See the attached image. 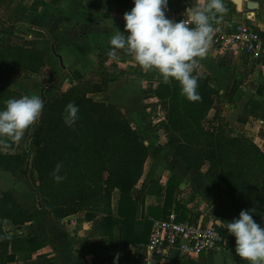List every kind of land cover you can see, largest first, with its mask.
Listing matches in <instances>:
<instances>
[{
  "label": "crops",
  "instance_id": "obj_1",
  "mask_svg": "<svg viewBox=\"0 0 264 264\" xmlns=\"http://www.w3.org/2000/svg\"><path fill=\"white\" fill-rule=\"evenodd\" d=\"M248 1L257 2L258 7L248 8ZM205 3L169 0L166 15L179 22L190 16L191 8ZM226 5L228 12L215 27L246 21L261 33V51L257 55L244 50L211 51V42L209 54L198 60L195 70L208 75L218 90L211 118L225 122L231 132L250 138L264 151V0H243L241 6L226 0ZM133 7L132 0H10L0 13V28L8 27L11 41L21 39L46 52L43 73L17 70L13 74L9 84L16 91L40 95L47 101L84 80L100 85L93 97L118 106L135 128L148 132L152 120V151L149 149L144 174L132 191L134 198L141 190L145 192L137 205L133 234L140 243L133 238L127 255L128 231L119 215L120 190L114 191L112 200L114 244L118 248L107 252L92 249L94 244L110 242L105 214L96 213L89 220L83 211L58 219L37 196L33 189L38 176L32 164L38 120L35 122L24 139L16 142L23 155L18 173L0 167V197L10 192L33 215L30 224H4L14 256L9 264H247L236 255L235 237L224 227L238 218L239 212L209 180L206 168L195 169L182 162L167 145L162 132L164 119L152 93L157 71L142 70L124 50H118V60L108 55L111 35L115 28L124 31L123 16ZM171 186L175 187L170 191ZM172 214L181 221L194 217L205 224H217L225 240L211 252L186 254L172 249L165 255L154 254L147 248L154 223ZM256 223L264 228V218Z\"/></svg>",
  "mask_w": 264,
  "mask_h": 264
},
{
  "label": "trees",
  "instance_id": "obj_2",
  "mask_svg": "<svg viewBox=\"0 0 264 264\" xmlns=\"http://www.w3.org/2000/svg\"><path fill=\"white\" fill-rule=\"evenodd\" d=\"M46 66L42 48L0 41V110L8 99L23 95L7 87L12 71L43 73ZM194 74L198 75L201 99L190 102L181 94L178 82L164 84L157 72L152 93L164 119L167 145L182 162L195 169L206 168L209 180L239 213L254 210V221H260L264 218V151L250 138L231 132L225 122L211 118L218 90L208 75L197 70ZM100 90V85L79 80L59 96L44 101L33 136L32 164L38 176L33 190L58 219L83 211L89 220L96 213L105 214L110 242L94 244L96 252L118 248L114 244L112 200L114 191L120 190L119 215L128 231L127 255L135 238L137 205L145 193L141 190L134 198L132 191L144 174L150 151L142 134L118 106L93 97ZM70 102L79 108L72 126L64 121ZM58 163L63 166L59 173L64 177L62 182L53 179ZM22 165L23 155L17 151L16 142L0 149L3 170L17 174ZM6 221L18 226L33 222V215L10 192L0 197V264L14 259L4 229Z\"/></svg>",
  "mask_w": 264,
  "mask_h": 264
},
{
  "label": "clouds",
  "instance_id": "obj_3",
  "mask_svg": "<svg viewBox=\"0 0 264 264\" xmlns=\"http://www.w3.org/2000/svg\"><path fill=\"white\" fill-rule=\"evenodd\" d=\"M88 2V0H87ZM134 7L123 16L124 31L115 28L110 37L108 55L118 60V50L131 53L142 70H156L164 84L178 82L181 94L190 102L201 99L198 75L194 74L199 59H203L216 32L215 24L227 14L226 0H206L190 10L191 25L177 22L166 15L169 0H132ZM44 100L40 95H22L8 99L0 110V149L10 142H20L41 117ZM79 108L73 102L66 105L64 121L72 126L78 119ZM62 164L53 170L59 175ZM242 210L238 218L226 222L227 234L235 237V253L247 264H264V228L257 224L252 213ZM230 254V253H229Z\"/></svg>",
  "mask_w": 264,
  "mask_h": 264
},
{
  "label": "built area",
  "instance_id": "obj_4",
  "mask_svg": "<svg viewBox=\"0 0 264 264\" xmlns=\"http://www.w3.org/2000/svg\"><path fill=\"white\" fill-rule=\"evenodd\" d=\"M181 20L191 25L190 16L185 15ZM215 28L211 51L244 50L249 55H257L261 51L263 42L261 33L246 21ZM224 240L217 224H205L194 217L181 221L177 215L172 214L167 219L155 221L147 248L159 255H165L172 249L186 254H196L214 251Z\"/></svg>",
  "mask_w": 264,
  "mask_h": 264
},
{
  "label": "rangeland",
  "instance_id": "obj_5",
  "mask_svg": "<svg viewBox=\"0 0 264 264\" xmlns=\"http://www.w3.org/2000/svg\"><path fill=\"white\" fill-rule=\"evenodd\" d=\"M10 0H0V13H2L4 10H5V8H6V6H7V3L9 2ZM1 23V22H0ZM7 28L8 27H5V26H3L2 28H0V41H2L3 43H9V41H11L10 40V34L7 36V33H6V31H7ZM10 29V28H9ZM18 30V29H17ZM35 31H36V29H34ZM12 43H16V44H25V45H27L23 40H21V39H14V40H12L11 41ZM27 46H30V45H27ZM226 50H228V49H226ZM229 50H231V49H229ZM17 71L15 70L14 72L12 71L11 73H10V76L12 77L13 76V74L14 73H16ZM9 81H10V79H9ZM8 81V84H7V87L8 88H10V89H14L13 87H14V85H10L9 82ZM15 90V89H14ZM134 127H135V125H133ZM148 127H149V130H148V132L146 131L145 132V130H143L140 126L138 127V129L140 130L139 132L142 134V136H143V139L145 140V143L147 144V145H149V149H151V151H152V141H150V140H152V120H150V122H148ZM136 129H137V127H136ZM157 129V128H156ZM162 132H163V129H162ZM152 161V160H151ZM151 163V162H150ZM36 175V174H35ZM38 196V195H37ZM39 197V196H38ZM40 198V197H39ZM40 200H42L41 198H40ZM43 201V200H42ZM5 224V223H4ZM4 229H5V226H4ZM5 231H6V229H5Z\"/></svg>",
  "mask_w": 264,
  "mask_h": 264
},
{
  "label": "water",
  "instance_id": "obj_6",
  "mask_svg": "<svg viewBox=\"0 0 264 264\" xmlns=\"http://www.w3.org/2000/svg\"><path fill=\"white\" fill-rule=\"evenodd\" d=\"M234 1L237 5L241 6L242 5V2L243 0H232ZM247 7L250 8V9H256L258 7V3L255 2V1H248L247 3ZM178 251V250H177ZM176 251V252H177ZM179 252V251H178ZM118 258V257H117Z\"/></svg>",
  "mask_w": 264,
  "mask_h": 264
}]
</instances>
